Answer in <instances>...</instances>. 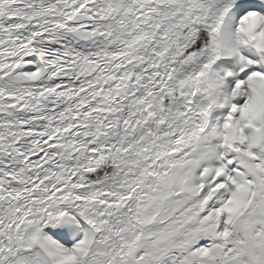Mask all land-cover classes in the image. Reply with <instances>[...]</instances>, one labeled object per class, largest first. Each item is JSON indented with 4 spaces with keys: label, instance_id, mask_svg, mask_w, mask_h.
I'll list each match as a JSON object with an SVG mask.
<instances>
[{
    "label": "snow or ice",
    "instance_id": "obj_1",
    "mask_svg": "<svg viewBox=\"0 0 264 264\" xmlns=\"http://www.w3.org/2000/svg\"><path fill=\"white\" fill-rule=\"evenodd\" d=\"M0 264H264V0H0Z\"/></svg>",
    "mask_w": 264,
    "mask_h": 264
}]
</instances>
